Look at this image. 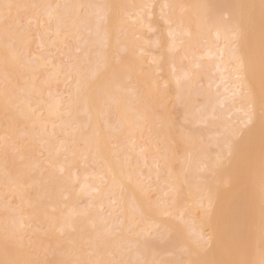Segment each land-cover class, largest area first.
Instances as JSON below:
<instances>
[{"label":"bare ground","instance_id":"bare-ground-1","mask_svg":"<svg viewBox=\"0 0 264 264\" xmlns=\"http://www.w3.org/2000/svg\"><path fill=\"white\" fill-rule=\"evenodd\" d=\"M157 2L0 0V264L264 260V0Z\"/></svg>","mask_w":264,"mask_h":264},{"label":"rangeland","instance_id":"rangeland-1","mask_svg":"<svg viewBox=\"0 0 264 264\" xmlns=\"http://www.w3.org/2000/svg\"><path fill=\"white\" fill-rule=\"evenodd\" d=\"M157 1H158V0H157ZM157 1L154 0L153 8H154L155 6H157V5H156V4H158ZM153 8L151 9V11H152V10H153V11L155 10L154 12L156 13V7H155L154 9H153ZM14 11H15V10L12 11L13 14L16 13V12H14ZM18 12H19V13H18ZM12 13H11V14H12ZM13 14H12V15H13ZM22 14H24V13H23V12H20V11H17V13L14 14L13 16H11L10 18H11V19H16V18H18L19 15H20V17L23 18V19H22L23 21H25L26 19H27L28 21L30 20L29 22H28V21H27V22H26V21L23 22V25H25L26 23H28V24L30 23L29 25H30L31 27H33V29H34L33 32L35 33V34H34V33H32V34H34V36L37 37L36 34L39 33V32H38V31H39V26H38V24H36V23L34 24V20H31V18L29 19L28 17H25V16L23 17ZM21 15H22V16H21ZM14 16H15V17H14ZM153 17H155L156 19L159 18V17L157 16V13H156L155 16H153ZM159 20H160V19H159ZM35 37H34V38H35ZM37 38H38V37H37ZM37 38L34 39V44H35V45H37V43H38ZM35 40H36V43H35ZM34 44H33V45H34ZM35 45H34V47L32 48L33 51H35L36 48H37V50L39 49V46L35 47ZM34 48H35V49H34ZM41 49H42V48H41ZM41 49H40V51H42ZM37 50L35 51L36 53H37ZM40 51H39V52H40ZM5 53H6V51L3 50V55H4V56H3V59H6V58H7V55H6ZM31 54H32V52H31ZM31 57H33V56H31ZM62 58H63V61H64L65 63L68 62V58L66 57V54H63ZM66 58H67V59H66ZM37 79H39V77H38ZM162 80H163V79H162V77H161V78H160V81L162 82ZM21 82H22V80H21ZM64 82H65V80L61 79V80H59L58 83H56V84L54 83L55 85L58 84L57 86H60V87H59V92H61V94H65L64 92H65L66 89H67V84L69 85V84L71 83V80H68V81L66 80V82H67V83L65 82L66 84H65ZM1 84H2V83H1ZM7 84H8V85L13 84V79H12V80H10V79L7 80ZM59 84H60V85H59ZM65 85H66V86H65ZM0 87H1V86H0ZM57 89H58V87H57ZM60 90H61V91H60ZM59 92H58V93H59ZM63 96L66 97L67 94H65V95H63ZM47 99H48V98H47ZM168 101H169V102H170V101H173V99H170V100H168ZM163 107H164V105H160V108H161V109H163ZM180 109H181V108H180ZM172 117H173V115H172ZM174 117L177 119V122H178V123L181 122L182 114H181L180 111H179L178 113H175V114H174ZM17 142H18V141H17ZM20 142H21V143H19V142H18V143H19V144H22V145H24V143H25V145H26V143H27V141H25V142H24V141H20ZM23 142H24V143H23ZM130 151H131V150H130ZM42 155H43V154L38 155L37 158H41ZM84 164H85V163H82L81 165H83V166L80 165V167H85L86 165H84ZM87 166H88V165H87ZM87 166H86V167H87ZM92 167H93V165H92ZM89 168H91V166H89ZM144 170H147V169H144ZM90 177H91V176H90ZM90 177H89V179H90ZM102 185L104 186V185H107V184H106V182L104 181ZM155 194L157 195V193H155ZM82 203H83V202H82ZM113 210H114V209H113ZM113 210H112V212H111V210L109 211V212H110L109 215H111V217H115V215L117 216V213H118L116 210H114V211H113ZM101 211H102V212H108V209L103 208V209H101ZM115 211H116V213H115ZM112 214H113V215H112Z\"/></svg>","mask_w":264,"mask_h":264},{"label":"snow or ice","instance_id":"snow-or-ice-1","mask_svg":"<svg viewBox=\"0 0 264 264\" xmlns=\"http://www.w3.org/2000/svg\"><path fill=\"white\" fill-rule=\"evenodd\" d=\"M260 72H261L262 87H264V53H262ZM237 135H239V133H237ZM260 264H264V260H262Z\"/></svg>","mask_w":264,"mask_h":264}]
</instances>
